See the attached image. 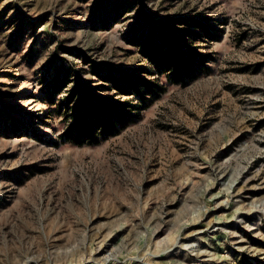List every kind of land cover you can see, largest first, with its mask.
<instances>
[{
    "label": "rangeland",
    "instance_id": "374dc122",
    "mask_svg": "<svg viewBox=\"0 0 264 264\" xmlns=\"http://www.w3.org/2000/svg\"><path fill=\"white\" fill-rule=\"evenodd\" d=\"M0 264H264V0H0Z\"/></svg>",
    "mask_w": 264,
    "mask_h": 264
},
{
    "label": "trees",
    "instance_id": "16d2710c",
    "mask_svg": "<svg viewBox=\"0 0 264 264\" xmlns=\"http://www.w3.org/2000/svg\"><path fill=\"white\" fill-rule=\"evenodd\" d=\"M165 40L168 41V36ZM149 48L150 45L145 44L143 49L146 51ZM164 57V60L167 61L166 64L170 67L169 71L171 73L169 77L171 80L174 83L181 82L184 76L189 73L188 66L175 55L173 50H168ZM126 87L132 89V91H136L135 93L141 99H144V93H151V88L146 86V84L143 85V88L139 89L135 88L134 84L128 82ZM81 105L83 108L80 113L81 115L77 114L65 134L68 140L75 141L77 144L92 141L97 135L100 138H108L115 135L121 127L125 126L129 117L128 115H130L122 110H116L110 104H101V102L95 104L93 100L87 97L81 99Z\"/></svg>",
    "mask_w": 264,
    "mask_h": 264
}]
</instances>
